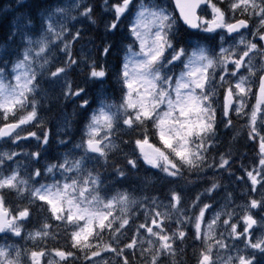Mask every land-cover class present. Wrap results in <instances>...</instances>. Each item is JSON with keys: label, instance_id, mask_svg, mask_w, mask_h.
I'll use <instances>...</instances> for the list:
<instances>
[{"label": "snow or ice", "instance_id": "1", "mask_svg": "<svg viewBox=\"0 0 264 264\" xmlns=\"http://www.w3.org/2000/svg\"><path fill=\"white\" fill-rule=\"evenodd\" d=\"M100 8L44 4L38 27L29 20L9 37L21 40L16 59L0 57V264H178L189 241L195 264H264V0H103ZM103 13L99 49L119 57L108 70L74 52L92 42ZM110 71L118 96L93 108L87 86L103 88ZM73 97L78 108L59 140L66 148L53 162L44 108ZM219 127L258 146L251 165L240 154L239 175L233 145L217 144ZM113 149L127 167L116 166ZM141 159L155 171L136 173L139 191L123 189ZM109 165L112 179L101 171ZM186 170L205 181L190 202ZM224 176L241 191L219 203ZM154 184L167 186L164 199L147 195ZM145 201L140 220L130 210ZM57 229L67 243L48 247Z\"/></svg>", "mask_w": 264, "mask_h": 264}, {"label": "trees", "instance_id": "2", "mask_svg": "<svg viewBox=\"0 0 264 264\" xmlns=\"http://www.w3.org/2000/svg\"><path fill=\"white\" fill-rule=\"evenodd\" d=\"M30 1H34V0H29V2ZM29 2L21 4L22 14H20L21 16H17V17H22L23 20L27 23L29 20H31L32 24L34 26L38 27V25H39V21L37 19L38 14H37V12H36V14H32L29 12V5H28ZM54 3H52L51 0H48V4H54ZM102 3H103V0H96L98 12L102 11V9L100 8V5ZM5 5H7V4H4L2 1H0V57H6L9 60H13L14 57L17 55L18 43L21 42V40H20L19 36H16L13 39H9L12 32L15 31V27L13 26V22L17 17H13L10 19V17L13 15V13H11V11L5 12ZM39 10H40V8H39ZM106 15H109V14L103 13L100 16V18L98 19L97 25L92 28V32L95 33V36L93 37L92 42H89V41H84V42H87L90 45V51L92 53L91 63H96L99 68H104V69L108 70L110 67L114 68L117 65L119 57L117 55H114L112 58L106 59L99 49L100 41L96 37L103 36L102 32H101V28L99 26H101V21H102L103 17ZM116 39H117V47H119V43H118L119 37H117ZM75 48H76V46L74 47V52H75ZM109 65H111V66H109ZM77 74L78 73H75L72 76V79L76 83H77V80H79L77 77ZM97 85L98 84H91V92H88L89 97L92 95L93 86L97 87ZM105 86H106V89L108 91H112V92H114L113 91L114 89H118V87H119L118 85L115 84V81L111 79V71L109 72L108 83ZM115 94H116V92H114V95ZM73 100H76V98L73 97L70 102H72ZM49 106H51V108H49ZM75 106H77L76 107V109H77L78 104H76ZM54 107L58 109V111H59L58 114L63 113V112L68 110V105H67V103L63 102V100L51 103L50 105H48V108H49L48 110L51 111V110H53ZM73 124L75 127H74V130L72 132L74 135H76V134H78L79 128L81 125L80 119L73 120ZM240 124H243V120L240 121ZM234 135L235 134L231 130L224 128V127H219L217 130V136H218L217 144L221 146V150H223V148L225 146H227L229 143H231L233 145V148H234L235 154H236V159H237V163L235 164L234 168L239 169L240 168V166H239L240 154L242 153L245 157V160H246L248 158V155H250L249 154L250 152L248 150V146L246 147V150L244 149L246 144L244 142L243 136L242 135L237 136L236 139L233 140L232 137ZM78 136H79V134H78ZM221 142H223V143H221ZM116 166L117 167H121V166L127 167L125 162L119 163V166L116 163ZM101 171L104 173V176L106 179L114 178V173L111 171L110 165H109L108 171H106V172L104 170H101ZM132 177L133 176L129 173V178H128L127 183H129V181L132 179ZM139 179H140V177H139ZM157 190H158V187L156 184H154V185H151L150 187H148L146 189V192H147V194H149V193L159 194L157 192ZM56 233L57 234H55V236H54V238L56 237L55 239L48 238L46 240V244L48 247L49 246L50 247L55 246L59 243H61L62 245L67 243V238L63 235L62 230L57 229ZM185 257L188 261V264H194L195 259H192L190 256H188L187 251L185 253Z\"/></svg>", "mask_w": 264, "mask_h": 264}, {"label": "rangeland", "instance_id": "3", "mask_svg": "<svg viewBox=\"0 0 264 264\" xmlns=\"http://www.w3.org/2000/svg\"><path fill=\"white\" fill-rule=\"evenodd\" d=\"M21 1H24V0H21ZM165 2V0H161V3H164ZM12 12V11H11ZM13 17H17L16 15H13ZM25 24H27V22H25L22 18H16L15 20H14V22H13V26L15 27V30L18 28V27H20V28H22ZM17 36H19V35H17ZM20 51H22V44H21V42H19L18 43V49H17V54L20 52ZM81 51H83V53H84V58L88 61V63H91V61H92V57H91V52H90V49H89V47L87 46V45H83L82 47L80 46V45H77L76 46V48H75V53H80ZM17 56V55H16ZM16 56L14 57V59L13 60H15L16 59ZM109 66H111V65H109ZM99 85V84H98ZM101 96H103V94H102V92H100V93H98L97 95H96V98L98 99V98H100ZM71 100H68V101H63V102H65V103H67V105H68V110L67 111H69L70 110V108H71V102H70ZM109 102V101H108ZM99 103V102H98ZM111 103V102H110ZM48 105L46 104L45 105V108H44V113L46 114V115H48L49 117H50V119H49V122H48V124H47V127L44 129L45 131H48L49 132V134H50V136H49V138L51 139L54 135H57V137H56V141H57V143H55V145L56 146H58L59 148L61 147V148H63V151L65 150V148H66V145H61V144H59V140L61 139V138H65V139H67V136L65 135V132L62 130V126H63V121H64V119H65V117H67L68 118V115H67V113H61V114H58V117L56 118V119H53V117L51 116V114H47V111H48ZM69 119V118H68ZM70 120V119H69ZM72 135V134H71ZM72 138L73 139H75V140H78L79 139V136H76V135H73L72 136ZM54 149V150H53ZM49 151H54L53 152V154L52 155H61L62 154V152L63 151H60V150H58V149H56L55 147L54 148H51V150H50V148L48 149V152ZM115 151V149H113V152ZM47 152V153H48ZM257 153H258V148H257V150L255 151V154H253L254 156L253 157H258L257 156ZM56 156V157H57ZM252 157V156H251ZM252 161H254L255 159H252V158H250ZM143 163V166L145 167V169H147V171H155L154 169H150L149 168V166L148 165H146L145 163H144V161L142 162ZM240 173H238L237 175H239ZM225 178V177H224ZM223 178V179H224ZM222 179V180H223ZM221 180V181H222ZM220 181V182H221ZM225 183V181L222 183V185ZM163 188L165 189V191H167V186L166 185H164L163 184ZM235 188H238V185H237V183L236 182H234L233 184H231V182H229V183H227V185H225V191L224 192H220V195L217 197V200H218V202L219 203H226V201H225V199H224V197H225V195H226V193L227 192H232L233 193V195L234 196H236L237 197V195L239 194V192L238 191H235ZM238 198V197H237ZM97 242H99V241H97ZM138 252H139V249L137 250ZM80 256H81V259L83 258V253H80ZM141 259H143V257H141V256H136V257H134V260H136L137 262H139ZM53 264H55V261H53ZM109 264H110V262H109Z\"/></svg>", "mask_w": 264, "mask_h": 264}, {"label": "bare ground", "instance_id": "4", "mask_svg": "<svg viewBox=\"0 0 264 264\" xmlns=\"http://www.w3.org/2000/svg\"><path fill=\"white\" fill-rule=\"evenodd\" d=\"M2 1L4 4H7L5 5V12L7 11H12L11 13H13V15H20L22 14L21 12V4H20V0H0ZM27 2H29V0H27ZM44 4H48V0H34V1H30L28 3L29 5V12L32 13V14H36V12H38L39 8L41 7V5H44ZM77 77L79 80H77V83H83V76H81L79 73L77 74ZM88 92H91V85H88ZM97 87L96 86H93V90H92V95L96 98V95H97ZM49 108H51V106H49ZM58 109L57 108H53V110L51 111H47V114H51V116L53 117V119H56L58 117ZM56 148L60 151H63V148H59L58 146L54 145L52 148ZM54 150V149H53ZM54 151H49L47 153V156L49 158H53V161H55V157L57 155H52ZM193 197L192 196H189L188 199H189V202L191 201ZM50 247V246H49Z\"/></svg>", "mask_w": 264, "mask_h": 264}, {"label": "water", "instance_id": "5", "mask_svg": "<svg viewBox=\"0 0 264 264\" xmlns=\"http://www.w3.org/2000/svg\"><path fill=\"white\" fill-rule=\"evenodd\" d=\"M173 2H174V0H173ZM177 12H178V9H177ZM179 14V13H178Z\"/></svg>", "mask_w": 264, "mask_h": 264}]
</instances>
